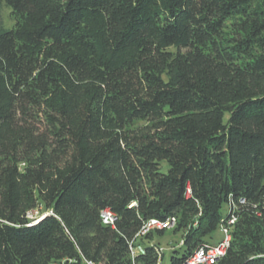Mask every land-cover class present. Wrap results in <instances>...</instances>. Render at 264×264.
<instances>
[{"label":"trees","instance_id":"16d2710c","mask_svg":"<svg viewBox=\"0 0 264 264\" xmlns=\"http://www.w3.org/2000/svg\"><path fill=\"white\" fill-rule=\"evenodd\" d=\"M169 217L264 264V0H0V264H162Z\"/></svg>","mask_w":264,"mask_h":264},{"label":"built area","instance_id":"2783aa9c","mask_svg":"<svg viewBox=\"0 0 264 264\" xmlns=\"http://www.w3.org/2000/svg\"><path fill=\"white\" fill-rule=\"evenodd\" d=\"M101 218L103 224L115 226L117 217L110 209L103 210L101 213ZM235 220V217H231L227 225H222L221 232L223 236L221 239L218 240V242L212 245L200 247L185 264H213L216 263L221 257H223L227 253L231 242V233L229 225L235 223ZM176 223L177 220L175 217H169L165 221L151 219L143 226L142 231L140 232V236H143L154 229L168 230L174 228L176 226ZM130 251L132 256H136L137 254H143L145 252V248L141 244L136 243L135 245H133V243H131ZM51 264L70 263L66 260H63L61 262H52ZM86 264H94V262L91 260H86Z\"/></svg>","mask_w":264,"mask_h":264},{"label":"rangeland","instance_id":"374dc122","mask_svg":"<svg viewBox=\"0 0 264 264\" xmlns=\"http://www.w3.org/2000/svg\"><path fill=\"white\" fill-rule=\"evenodd\" d=\"M1 16L6 26L11 27L14 25V19L11 15V11L6 6L2 8ZM43 214L44 213L42 212L34 211L29 217L32 218V220H37ZM222 236L223 234L218 232L214 238V241H218L222 238ZM154 241L160 243L163 250L162 264H170V257L172 254L171 250L174 247H179L182 244V234L180 232H175L173 228H171L166 230L163 235H159L157 232H155Z\"/></svg>","mask_w":264,"mask_h":264}]
</instances>
